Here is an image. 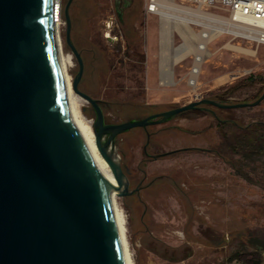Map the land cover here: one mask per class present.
I'll list each match as a JSON object with an SVG mask.
<instances>
[{"label": "rangeland", "instance_id": "1", "mask_svg": "<svg viewBox=\"0 0 264 264\" xmlns=\"http://www.w3.org/2000/svg\"><path fill=\"white\" fill-rule=\"evenodd\" d=\"M146 2L76 0L74 6L72 40L86 60L79 88L100 101L108 123L142 118L204 97L224 94L236 103L252 102L263 94L264 44L229 36L210 45L199 97L192 96L183 78L191 51L181 62L169 59L177 83L160 85L164 23L147 12ZM63 21L59 33L64 52L73 57V81L79 63L66 42ZM172 39L175 46L182 43L177 31H172ZM141 105L154 107L135 112ZM207 107L209 112L193 109L153 124L150 134L136 127L116 140L132 191L117 202L127 218L134 264H258L257 253L247 243L253 233L256 239L264 236V156L238 155L227 148L221 151L224 157L217 152L225 146L224 133L238 143L256 130L260 137L255 145L264 147V127L255 129L264 123V99L256 106ZM81 110L93 127L90 102L83 99ZM215 113L231 122L220 125ZM233 121L254 130L248 132Z\"/></svg>", "mask_w": 264, "mask_h": 264}, {"label": "water", "instance_id": "2", "mask_svg": "<svg viewBox=\"0 0 264 264\" xmlns=\"http://www.w3.org/2000/svg\"><path fill=\"white\" fill-rule=\"evenodd\" d=\"M73 2L63 9L66 42L79 63L73 87L94 110L96 142L118 183L96 168L70 116L55 0H0V264H126L112 189L119 196L132 191L117 138L202 105L231 109L264 99V92L252 102L204 97L108 123L100 101L79 88L85 62L71 35Z\"/></svg>", "mask_w": 264, "mask_h": 264}, {"label": "built area", "instance_id": "3", "mask_svg": "<svg viewBox=\"0 0 264 264\" xmlns=\"http://www.w3.org/2000/svg\"><path fill=\"white\" fill-rule=\"evenodd\" d=\"M55 6L56 22L64 23V0H55ZM146 10L160 20L165 11L169 12V18L182 24L184 33L177 30L182 43L185 40L193 43L191 63L183 78L190 87L192 96L196 98L200 96L198 88L210 45L218 37L229 36L248 44H264V0H147ZM190 33L195 36H190ZM173 46L176 47L174 41ZM242 49L246 51L245 48ZM175 79L174 70L170 74L163 67L160 50V85H174L177 83Z\"/></svg>", "mask_w": 264, "mask_h": 264}, {"label": "bare ground", "instance_id": "4", "mask_svg": "<svg viewBox=\"0 0 264 264\" xmlns=\"http://www.w3.org/2000/svg\"><path fill=\"white\" fill-rule=\"evenodd\" d=\"M169 12L165 11L163 14V26L161 31V50H162V65L163 67L172 74L173 67L170 63L171 59L173 58L175 62L187 56V52L192 51L194 49L193 43L189 40H185L179 46H173V39H172V31L180 30L184 33L182 28V24L178 21H174L169 18ZM63 22H56L55 23V32L58 42V56H59V63L60 69L64 81L65 87V94L67 98V104L70 112V116L75 123L82 139L86 142L95 163L96 168L100 171L102 175L107 177L108 179L112 180L115 183H118L117 178L115 177L112 168L106 158L100 152L97 142H96V135L94 128L92 127L90 120L84 115L81 110L82 98L73 87V81L71 74L69 72L70 67L74 65L73 57L70 53H65L63 49V44L60 36V26ZM190 36H195L194 33H190ZM233 46V45H232ZM239 48V47H234ZM210 53V52H209ZM168 59V60H166ZM170 59V61H169ZM172 62V61H171ZM120 197L117 194V190L115 188L112 189V203L115 213V218L117 221L123 252L125 257L126 264H134V260L132 254L129 250V242L127 239V218L125 217L122 210L118 207L117 199Z\"/></svg>", "mask_w": 264, "mask_h": 264}, {"label": "trees", "instance_id": "5", "mask_svg": "<svg viewBox=\"0 0 264 264\" xmlns=\"http://www.w3.org/2000/svg\"><path fill=\"white\" fill-rule=\"evenodd\" d=\"M65 1L66 0H64V3H65ZM90 16H91V14L89 13V14H87L85 16V18L88 19ZM72 21L74 23L73 15H72ZM92 51H93V53H96L97 50L92 49ZM84 62L86 64V60L85 59H84ZM225 97L226 96L224 94H221V95H215L212 98L217 100V101H222V102H226V103H232V102L226 100ZM152 107H154V105H144V106L141 105V106L135 107L134 109L136 110L135 112H138V111L143 110L145 108H152ZM103 109H104V112L106 113L105 108H103ZM183 113H185V112H183ZM183 113H181V114H183ZM149 114H152V112L147 113L145 116H147ZM137 116H141V115H137ZM145 116H142V117H145ZM215 116L219 120L220 125H222L223 122L228 121L227 119L223 118L222 115H220L219 113H215ZM91 117H94L93 113L91 114ZM228 122H231V121L229 120ZM233 122H235V121H233ZM235 123H236V125L239 128L247 129L248 132L250 130H254V129H250L251 125H241V124H239L237 122H235ZM261 126L264 127V123L263 122H259L258 124H256L255 129L259 130L260 129L259 127H261ZM255 131H254L253 137L247 138L248 134H249L248 133L247 135H243V137H242L243 139L239 140L238 143L233 142L229 138V136L227 134H225V133L222 134L223 138H224L225 146L224 147L221 146V149L218 150V152L216 150V152L218 153V155L224 157L225 155L221 151H222V149L224 150L225 148H227V149L232 150L233 153L238 154V155H243L244 154V155H249V156H255V155L256 156H264V147H258L257 145H255V143L257 142V139L260 137V135L256 134ZM241 175L247 179V176H245L244 174H241Z\"/></svg>", "mask_w": 264, "mask_h": 264}, {"label": "crops", "instance_id": "6", "mask_svg": "<svg viewBox=\"0 0 264 264\" xmlns=\"http://www.w3.org/2000/svg\"><path fill=\"white\" fill-rule=\"evenodd\" d=\"M257 237H261L263 239H256L255 233H253L252 238L247 243V246L250 248V250H252V252L257 253V263L264 264V236L258 235Z\"/></svg>", "mask_w": 264, "mask_h": 264}, {"label": "flooded vegetation", "instance_id": "7", "mask_svg": "<svg viewBox=\"0 0 264 264\" xmlns=\"http://www.w3.org/2000/svg\"><path fill=\"white\" fill-rule=\"evenodd\" d=\"M75 3H76V0H74V2H73V4H72V7H71V14L73 15V10H74V6H75ZM208 105H202V109L204 110V111H206V112H209L210 111V109L207 107ZM154 113H156V112H154ZM150 115V114H149ZM148 116V115H147ZM146 117V116H145ZM143 118V117H142ZM151 126H153V124L152 125H149V126H147V128H144L149 134H150V131L148 130L149 129V127H151Z\"/></svg>", "mask_w": 264, "mask_h": 264}]
</instances>
